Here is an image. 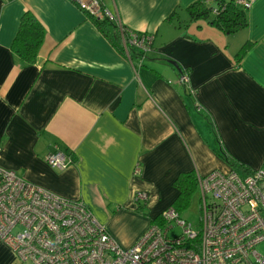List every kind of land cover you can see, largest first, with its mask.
<instances>
[{
    "label": "crops",
    "instance_id": "obj_1",
    "mask_svg": "<svg viewBox=\"0 0 264 264\" xmlns=\"http://www.w3.org/2000/svg\"><path fill=\"white\" fill-rule=\"evenodd\" d=\"M100 1L123 28L153 37L142 66L130 53L129 61L121 34L123 53L68 0H0V168L82 201L130 247L172 205L179 174L232 170L220 151L248 172L262 167L264 0L232 34L212 17L189 20L187 8L203 0ZM25 13L45 32L35 64L11 49ZM55 148L72 156L63 171L45 162ZM138 193L148 216L137 211ZM0 264L31 263L0 241Z\"/></svg>",
    "mask_w": 264,
    "mask_h": 264
},
{
    "label": "built area",
    "instance_id": "obj_2",
    "mask_svg": "<svg viewBox=\"0 0 264 264\" xmlns=\"http://www.w3.org/2000/svg\"><path fill=\"white\" fill-rule=\"evenodd\" d=\"M68 1L91 19L115 23L129 61L131 50L146 51L153 42L151 34L123 28L100 0ZM253 3L236 2L244 10ZM188 81L186 72L179 75V85ZM45 162L63 171L73 159L55 148ZM196 178L201 193L196 228L168 207L159 214L160 223H150L132 246L123 247L82 201L0 168V241L31 264H264L259 251L264 248V163L244 174L213 171ZM135 200H146V195L138 193ZM175 227L180 233L171 235Z\"/></svg>",
    "mask_w": 264,
    "mask_h": 264
},
{
    "label": "trees",
    "instance_id": "obj_3",
    "mask_svg": "<svg viewBox=\"0 0 264 264\" xmlns=\"http://www.w3.org/2000/svg\"><path fill=\"white\" fill-rule=\"evenodd\" d=\"M11 1V0H8ZM190 21L209 20L211 17V24L222 29L226 34H232L241 28L246 27V17L244 15V9L236 4V2H218L215 5H207L206 1H196L187 8ZM97 28L109 37L110 41L118 49L117 43L120 37V32L116 25L109 20H96L92 19ZM111 28L114 35L108 36L107 31ZM125 36H127V33ZM45 32L42 25L31 14L25 13L19 23V28L16 36L13 39L11 49L18 59L26 64H35L39 49L43 43ZM152 44L145 50H131V59L136 61L140 66L143 65V60L147 57V54L152 50ZM119 50V49H118ZM121 51V50H119ZM123 53V50L121 51ZM244 54L242 49L238 55L241 58ZM135 62V63H136ZM182 72H180L181 74ZM218 155L222 160L229 165L233 171L248 172L246 168L235 160L230 158L225 152L220 151ZM173 187L177 191V196L174 199L170 207L174 208L178 213L187 207L191 193L197 189V178L193 172L181 173L173 181ZM137 211L144 216H148V212L144 210L147 206V200L136 201ZM150 223H160L159 215L153 218Z\"/></svg>",
    "mask_w": 264,
    "mask_h": 264
},
{
    "label": "rangeland",
    "instance_id": "obj_4",
    "mask_svg": "<svg viewBox=\"0 0 264 264\" xmlns=\"http://www.w3.org/2000/svg\"><path fill=\"white\" fill-rule=\"evenodd\" d=\"M200 198L201 193L195 189L190 195L187 207L179 213L180 218L191 224L193 228H196L200 223ZM179 233L180 230L175 227L171 235H178ZM259 251L264 254V248H259Z\"/></svg>",
    "mask_w": 264,
    "mask_h": 264
},
{
    "label": "water",
    "instance_id": "obj_5",
    "mask_svg": "<svg viewBox=\"0 0 264 264\" xmlns=\"http://www.w3.org/2000/svg\"><path fill=\"white\" fill-rule=\"evenodd\" d=\"M169 62H170V64L173 65L175 68H178V65H177L175 62H173V61H169Z\"/></svg>",
    "mask_w": 264,
    "mask_h": 264
}]
</instances>
